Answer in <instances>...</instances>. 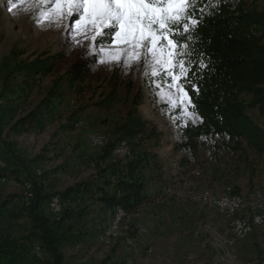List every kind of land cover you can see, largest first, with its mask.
Wrapping results in <instances>:
<instances>
[{"label": "rangeland", "instance_id": "rangeland-1", "mask_svg": "<svg viewBox=\"0 0 264 264\" xmlns=\"http://www.w3.org/2000/svg\"><path fill=\"white\" fill-rule=\"evenodd\" d=\"M229 1L235 3L237 0ZM260 5L264 6V0ZM43 11L40 0H33L30 4L17 3V6L11 9L8 0H0V113L8 109L9 104L16 105L17 101L21 103L19 109L26 113L44 101L54 107L44 134H16L11 129L14 122L0 119V130H3L0 131V159L4 162L5 169L17 170L18 173L8 177L5 182L0 181V205L10 202L19 209L30 207L36 199L42 198L37 213L52 222L60 221L70 205L73 208L79 207L80 204L62 201L63 212L59 217L51 215L48 211L51 198L60 195L68 187L85 179L100 181L111 176L114 163L111 162L109 151L91 147L89 136L103 134L110 138V144H113L116 127L127 119L135 99L139 96L143 101L139 106V113L159 130L172 135L171 146H166L162 141H154L142 143L138 147L139 153L147 161L142 174L147 182V193L153 201L175 207L184 204L185 202L181 203L175 197L178 190L187 193L243 195L241 186L251 185L249 182L254 178V169H257L255 174L259 175V179L263 176L259 170L264 169V166H259L264 162L263 158H254V154H251L250 161L244 163L231 159L226 153H223L222 157L202 154L199 164L192 165L188 174H179L177 162L185 154L177 153L173 144L177 142L179 123L193 120L184 115L182 107H176L179 104V94L175 87L169 88L172 80L165 81L168 73L164 65L156 64L151 53L146 57L141 53L139 60H129L126 55L121 54L119 61L109 62L105 52L100 51V43L93 47L91 31H88L87 37L79 31H75L74 35L67 27V17L62 23H57L54 20L41 19ZM104 31L105 36L101 38V42L107 45L114 30ZM125 47L113 45L106 51H122ZM56 54H62L64 60L57 65L54 72L40 78L36 83L25 84L26 92L12 102L11 94L19 84L15 74L19 67L37 58ZM93 58L97 59V63L92 66L91 79L85 84L71 85L65 78V73L73 64ZM101 59H104L105 63H101ZM111 75L114 77L113 81H106L108 77L111 79ZM130 82L134 88L129 95L125 87ZM197 121L198 118L195 122ZM129 143L133 148L134 142ZM39 171L48 173L50 179L45 182L44 194L40 187L36 190L34 186ZM225 172L234 173V176H231L238 186L225 189L222 177ZM27 183L33 186L29 205L24 201ZM252 189L263 191L254 186ZM212 210L221 215L215 209ZM202 213L205 214L206 211ZM113 218L108 221V214L104 211L92 219L78 221L71 234L73 239L62 249L65 255L64 264H127L129 260L133 264H225L235 257L233 253H227L228 245L226 250L221 249L219 253L210 251L194 254L192 259L186 257L189 252L182 249L171 250L167 246L164 248L165 253H160L164 260L159 262V253L155 249L151 250L152 247L147 245L146 238L141 239L137 235L138 225L145 226L139 216L132 214L121 223V237L107 239L105 232ZM68 226L69 224H66L63 230ZM127 226L129 231L126 230ZM146 227L151 234L152 229L147 225ZM87 229H97L98 233L91 236L95 232H89ZM32 233L34 230L27 220L18 222L0 218V241L17 239ZM176 235H171L173 241ZM126 237L135 239L134 244H128ZM37 251L40 252L39 248ZM259 256L261 258L254 260H262L258 264H264V257L262 254Z\"/></svg>", "mask_w": 264, "mask_h": 264}, {"label": "trees", "instance_id": "trees-1", "mask_svg": "<svg viewBox=\"0 0 264 264\" xmlns=\"http://www.w3.org/2000/svg\"><path fill=\"white\" fill-rule=\"evenodd\" d=\"M214 1L197 0L194 16L200 20L199 25L189 33L176 35L181 45H189L181 47V54L177 56L190 69L189 78L181 79V84L188 89L199 88L198 93L190 91L196 105L191 111L197 113L198 121L179 123L177 142L173 144L177 153L185 154L177 162L179 174H188L192 165L199 164L202 154L222 157L226 153L231 159L244 163L250 161L251 154L264 157V6L258 0ZM176 32H183L182 26L177 27ZM63 60L62 54H56L21 65L15 72L19 84L11 94V101L26 92L25 84L51 75ZM201 62L206 67H202ZM96 63V58L77 62L65 73V78L73 86L85 84L93 76L92 66ZM111 76L106 81L112 82L114 77ZM170 80L168 75L165 81ZM125 88L130 95L134 85L130 82ZM17 102L0 113L1 121L14 122L11 129L16 134H44L54 107L44 101L26 113L19 109L20 101ZM142 102L140 96L136 98L127 119L116 127V141L134 142L133 159L125 165L114 164L110 177L100 181L85 179L61 192L62 201L80 205L76 208L70 205L60 221L52 222L37 213L42 198L36 199L30 207L19 209L10 202L0 205V218L27 220L34 230L17 239H2L0 264H64L62 249L73 239L71 234L78 221L92 219L104 211L110 221L117 207L134 214L153 202L142 174L147 161L138 147L154 141L171 146L172 135L162 132L139 113ZM115 146L113 142L105 148L109 156ZM17 174V170L0 167V179ZM37 179L34 186L36 190L40 187L44 194L49 175L42 173ZM66 224L69 226L63 230ZM87 231L95 232L91 236L98 233L97 229Z\"/></svg>", "mask_w": 264, "mask_h": 264}, {"label": "snow or ice", "instance_id": "snow-or-ice-1", "mask_svg": "<svg viewBox=\"0 0 264 264\" xmlns=\"http://www.w3.org/2000/svg\"><path fill=\"white\" fill-rule=\"evenodd\" d=\"M32 2L33 0H8V5L11 9L17 3ZM196 3L197 0H40L44 8L41 19L62 23L67 17V27L74 35L75 31H79L87 37L88 31H91L93 47L100 43V51L105 52L109 62L119 61L121 54L126 55L129 60H139L141 53L145 57L151 53L154 62L163 64L171 77L169 88L175 87L179 94V104L176 107H182L184 115L193 122L197 119V113L189 111V108L196 107L190 91L198 93L199 88L188 89L179 83L181 79L189 78L190 69L177 56L181 54V47L188 48L189 45H181L176 40V35L189 33L199 25L200 20L194 16ZM199 10L203 12L202 8ZM181 26L183 32L177 33L176 28ZM105 29L114 30L107 45L101 42ZM113 45L126 47L122 51H106ZM100 62L105 63V60L101 59ZM201 66L206 67L203 62ZM177 68L179 72L176 71Z\"/></svg>", "mask_w": 264, "mask_h": 264}, {"label": "crops", "instance_id": "crops-1", "mask_svg": "<svg viewBox=\"0 0 264 264\" xmlns=\"http://www.w3.org/2000/svg\"><path fill=\"white\" fill-rule=\"evenodd\" d=\"M262 1L258 0V3L260 4ZM254 158H256L255 155ZM262 158L264 159V157ZM259 166L263 167L264 162ZM255 170L257 169H254V178L252 177L249 182L251 185L241 186V194L246 195L253 191L252 186L264 191V169H259L263 175L260 179L259 175L255 174ZM231 175L234 176V173H222L225 189L238 186ZM203 211L206 213L203 214ZM133 215L139 216L145 226L152 229L146 242L153 248L151 250L155 249L159 253V262L164 260L161 254L165 253L164 248L167 246L171 250L180 251L182 249V251L189 252L186 256L187 259L194 258V254H204L210 251L219 253L221 249H227L228 219L216 214L204 203L185 202L175 207L153 201ZM104 220L105 218H103ZM172 234H177L174 241L171 238ZM234 252L235 257L229 259L225 264H258L261 262L262 260L255 261L254 258H259L260 254L264 257V227L254 229L247 239L235 247Z\"/></svg>", "mask_w": 264, "mask_h": 264}, {"label": "built area", "instance_id": "built-area-1", "mask_svg": "<svg viewBox=\"0 0 264 264\" xmlns=\"http://www.w3.org/2000/svg\"><path fill=\"white\" fill-rule=\"evenodd\" d=\"M116 146L111 155V162L114 164L125 165L133 159V153L130 144L127 141L113 140ZM110 144V138L103 134H92L89 136V145L100 149H105ZM0 167H4V162L0 159ZM42 173L39 171V176ZM5 182L6 178L0 179ZM33 196V186L27 183L25 187L24 201L26 205ZM175 197L181 202L204 203L208 207L215 209L229 221V239L227 241V253L235 254V247L247 239L256 228L264 227V192L253 190L246 195L218 194L213 192H185L178 190ZM49 213L59 217L63 212V203L60 195H55L49 203ZM123 208L117 207L113 221L109 224L105 232L107 239L119 238L122 236L121 223L131 217ZM59 219V218H58ZM129 226L126 230L129 231ZM137 235L141 239L150 236L149 229L144 225H138ZM128 244L133 245L135 239L126 237ZM127 264H133L131 260Z\"/></svg>", "mask_w": 264, "mask_h": 264}]
</instances>
